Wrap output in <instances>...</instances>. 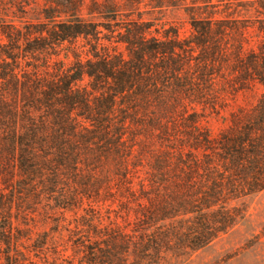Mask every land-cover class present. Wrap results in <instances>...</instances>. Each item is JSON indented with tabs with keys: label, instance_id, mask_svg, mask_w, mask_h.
<instances>
[{
	"label": "trees",
	"instance_id": "obj_1",
	"mask_svg": "<svg viewBox=\"0 0 264 264\" xmlns=\"http://www.w3.org/2000/svg\"><path fill=\"white\" fill-rule=\"evenodd\" d=\"M263 190L264 0H0L5 264H185Z\"/></svg>",
	"mask_w": 264,
	"mask_h": 264
},
{
	"label": "rangeland",
	"instance_id": "obj_2",
	"mask_svg": "<svg viewBox=\"0 0 264 264\" xmlns=\"http://www.w3.org/2000/svg\"><path fill=\"white\" fill-rule=\"evenodd\" d=\"M181 23L180 33L185 34L188 26L182 17H173ZM246 103L243 96L237 99L238 105ZM225 115V114H223ZM221 119L211 117L208 126L216 131L221 126ZM246 217L209 246L196 251L185 264H264V190L247 201ZM38 222L36 229L41 230ZM31 258L41 264L38 258ZM0 264H5L0 252Z\"/></svg>",
	"mask_w": 264,
	"mask_h": 264
}]
</instances>
